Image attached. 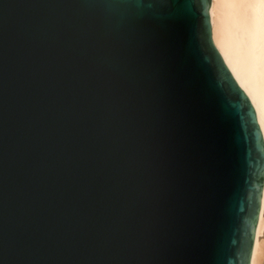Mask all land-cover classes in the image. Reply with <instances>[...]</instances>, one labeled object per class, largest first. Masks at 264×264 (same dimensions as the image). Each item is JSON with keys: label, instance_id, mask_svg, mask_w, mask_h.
<instances>
[{"label": "water", "instance_id": "1", "mask_svg": "<svg viewBox=\"0 0 264 264\" xmlns=\"http://www.w3.org/2000/svg\"><path fill=\"white\" fill-rule=\"evenodd\" d=\"M209 0H0V264H249L255 112Z\"/></svg>", "mask_w": 264, "mask_h": 264}, {"label": "bare ground", "instance_id": "2", "mask_svg": "<svg viewBox=\"0 0 264 264\" xmlns=\"http://www.w3.org/2000/svg\"><path fill=\"white\" fill-rule=\"evenodd\" d=\"M211 41L255 112L264 145V3L209 0ZM264 178L249 264H263Z\"/></svg>", "mask_w": 264, "mask_h": 264}, {"label": "rangeland", "instance_id": "3", "mask_svg": "<svg viewBox=\"0 0 264 264\" xmlns=\"http://www.w3.org/2000/svg\"><path fill=\"white\" fill-rule=\"evenodd\" d=\"M264 240V226H263V229H262V233H261V240ZM263 264H264V262H263Z\"/></svg>", "mask_w": 264, "mask_h": 264}, {"label": "snow or ice", "instance_id": "4", "mask_svg": "<svg viewBox=\"0 0 264 264\" xmlns=\"http://www.w3.org/2000/svg\"><path fill=\"white\" fill-rule=\"evenodd\" d=\"M261 3H264V0H260Z\"/></svg>", "mask_w": 264, "mask_h": 264}]
</instances>
